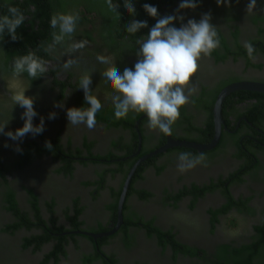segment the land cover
Wrapping results in <instances>:
<instances>
[{
    "label": "flooded vegetation",
    "instance_id": "1",
    "mask_svg": "<svg viewBox=\"0 0 264 264\" xmlns=\"http://www.w3.org/2000/svg\"><path fill=\"white\" fill-rule=\"evenodd\" d=\"M249 2L250 0H227V3L216 5L217 0H199L195 9L179 11L178 14L184 16L185 22L187 19L199 20L202 14L210 13L211 23L216 27L217 33L225 39L229 52L220 45L215 51H219L221 60H217L212 52L210 56H202L198 61V71L186 88L188 102L180 109V118L172 126V139L185 140L181 136L193 134V139L189 142L203 143L199 139L205 138V133L201 135V132H207L210 114L202 105L214 99L211 108V129L214 136L213 107L219 92L235 82L264 83V0H256V6L247 11ZM82 4L85 3L80 4L79 10H82ZM179 4L180 2L167 8L166 14H177ZM89 17L92 23L80 29L99 27L104 20L103 15L97 11H92ZM176 26L179 27V23ZM96 34L97 32H94L93 36L98 41L100 38ZM254 41L256 44L253 45ZM249 43L254 48L251 57L245 47ZM99 45L103 50L95 45V49H98L96 53L91 52V49L75 50V54L71 56L75 63L67 69L75 74L73 79L66 78L67 70L63 68V64L67 59L57 61L53 69L58 68V80L66 83V89L60 99V90L53 82L54 76L48 72L43 81L34 85L29 86L24 80V84L19 83V86L29 87L26 95L35 98L34 107L39 115L33 123L38 124L40 117H43L45 130L42 135L58 138L64 152L59 159L48 154L36 158L25 168L14 171L12 175L6 174V185L0 182V264H41L54 245L51 240L42 244L38 250L25 245V237L41 233L40 229L34 227L19 225L15 229H5L7 224L19 221L17 215L6 208L8 206L4 196L8 191L13 193L20 211L25 212L31 220H34L32 202L35 201L47 223L52 219L58 226H63L60 234L67 239L66 254L59 255L57 261L49 258L45 264H83L85 257H94L95 252H100L104 257L113 255L117 264H206V260L218 256L222 246L238 247L248 243L250 235L255 233L254 225L261 219L264 208V168L261 166L264 165V138L261 140L262 136L264 137V103L258 104L257 97L253 95L263 92L242 89L228 93L221 104L220 135L217 144L202 151L183 147L190 150L186 153L196 157L203 156L200 163L183 172L178 170L180 152L172 150L179 146L146 156L163 146L167 142V135L163 139L158 129L148 127V121H144L146 115H141L133 126L138 135V142L131 156L135 157L140 152L142 154L124 175L123 171H119L118 167L110 162L111 160L106 164L107 160L102 156L108 155L109 152L124 154L125 152L120 150L122 144L134 145L133 130L124 125L107 126L103 122H97L96 127L91 130L86 126L73 127L68 125L66 118L68 108L81 107L76 103V96L79 98L82 90H72L68 83L69 81L75 85L78 75H91L92 94L100 100L102 108L113 106V90L104 83L103 66L96 59L98 55L109 57L111 60L116 57V61L121 59L122 71L125 67H133L138 60L137 55L129 54L125 43L120 46V57L103 46L102 42H99ZM128 45L131 44L128 42ZM12 79H15L13 75L0 73V122L10 120L7 117L3 120L1 117L4 107L10 112V116L20 117L23 111L18 106L12 109L9 91L6 93L3 89L4 86L6 90H9L10 85L16 86ZM51 112L56 113L53 120L48 119ZM133 114L135 116L136 112H130L128 116ZM187 118L189 124L183 122ZM22 125L23 121L20 119L17 125L11 126L9 123L5 131H15ZM254 130L262 133V136L254 137ZM195 139L198 140L195 142ZM40 140L39 135H28L20 142V147L23 151L27 143H39ZM86 142L91 145L85 147ZM112 142H115L113 147ZM6 144L10 148L5 147ZM15 149L16 142L6 136H0L2 163L11 164L16 161L22 151ZM65 159L72 161L70 165L73 170L70 173L63 169ZM146 161L140 177H134L135 170ZM253 162L259 163L256 170L251 166ZM34 167L38 168L32 170ZM39 170L43 172L39 173ZM44 175L59 178L57 181L48 182L39 180ZM126 180L129 183L125 195L131 192L129 186L132 185L131 189L141 192L144 198L139 197L137 192L126 196L123 206L126 204L127 208L123 210L122 207L121 222L117 224V212L114 214L109 206L115 202V194L120 197ZM224 189H227L237 202L249 198L246 203L249 209L241 211L230 207L228 212H219L228 201L223 193ZM75 206L81 208V212L77 216L78 225L71 229L73 226L66 219V214L75 217ZM214 215L216 220L213 219ZM125 216H130L137 224L124 222ZM232 216L236 227L240 229L234 238H229V233L224 229ZM124 227L127 234L123 232ZM153 228L163 233V241L153 232ZM111 230L113 232H110ZM71 235L75 236V242L71 240ZM92 235L99 236L94 238ZM104 239L107 242L100 246L99 242ZM172 239L180 245L194 249L196 254L191 251L184 253L181 247L178 251L175 250L171 244ZM103 263L101 258H93L87 264Z\"/></svg>",
    "mask_w": 264,
    "mask_h": 264
},
{
    "label": "clouds",
    "instance_id": "2",
    "mask_svg": "<svg viewBox=\"0 0 264 264\" xmlns=\"http://www.w3.org/2000/svg\"><path fill=\"white\" fill-rule=\"evenodd\" d=\"M227 3V0H217V4ZM109 8L119 13L117 8L108 0ZM198 0H181L177 14L161 15L157 6L143 4L144 11L156 19L155 24L143 37L137 53L138 60L133 67H125L123 71L115 66L109 57L98 55L97 62L103 67L104 83L113 90L112 103L114 117L126 119L130 112L143 113L148 120L150 129H158L164 135H171L172 126L180 118V109L188 102L187 86L198 71V61L202 56H210L220 46L216 27L211 23V14H202L199 20L187 19L179 15L183 9H195ZM256 6V0H250L247 11ZM124 10L131 16L136 15L135 0H123ZM79 15L74 12H58L50 17L49 25L52 31V43L45 48L51 52L56 45L62 44L66 39L71 40L79 22ZM25 14L15 6H9L6 15H0V39L8 35L16 40L17 30L24 24ZM179 23V27H177ZM148 28L145 20H132L127 23L126 31L137 34L141 29ZM84 47V42L73 41L68 51H75ZM251 57L254 48L249 43L245 45ZM74 60L69 59L63 64L65 70L70 69ZM49 70V61L29 52L15 58L12 62V75L19 80L26 74L30 80L45 76ZM92 79L90 74L82 75L78 88L83 91L84 105L88 107H71L66 110L68 125L73 127L86 126L94 129L97 118L102 113V105L91 90ZM29 88V87H28ZM28 88L10 85L9 100L12 109H23L20 119L23 125L15 131L5 129L7 122H0V136H6L16 142V151H22L20 142L23 138L32 135H41L45 130V120L40 117V122L33 121L39 115L34 104L35 98L26 95ZM189 91H191L189 89ZM63 107V105H56ZM12 111V110H11ZM56 118V113L48 115L49 120ZM8 145L6 144L5 147ZM51 149V143L46 145ZM178 170L183 172L195 167L203 160V156H193L190 153H180L178 156Z\"/></svg>",
    "mask_w": 264,
    "mask_h": 264
},
{
    "label": "trees",
    "instance_id": "3",
    "mask_svg": "<svg viewBox=\"0 0 264 264\" xmlns=\"http://www.w3.org/2000/svg\"><path fill=\"white\" fill-rule=\"evenodd\" d=\"M199 1V0H198ZM82 10H79V6L81 3ZM178 2H181V0H135V8H136V15L131 16L129 15L123 7V0H112V3L119 11H113L109 8L108 0H0V15H6L8 7L15 6L19 8L26 16V20L24 24L17 30V36L18 38L16 40H12L8 35H5L2 39H0V73L3 72L6 75L12 76V62L15 58L26 55L29 52L34 53L35 55L44 58L47 61H51V64H49V71L48 74L51 76H54V84L59 88L60 93L58 94V99H60L61 96H63V91L66 89V83L61 82L58 80L57 72L59 71L57 69H53V67L56 65L58 60H69L71 59V56L75 54V51L69 52V45L73 42H84V47L80 48L83 51L93 50L91 52H98L95 49V45L100 47L99 49L103 50V47L99 45V42H102L103 46H106V48L113 53L115 52L117 57L121 56V44L125 43L127 50L129 54L137 55L139 51L140 44L138 41L142 42V39L144 36L147 35L149 29L155 24L156 19L150 17L143 9V4L148 3L151 5H155L158 8V11L161 15H167V8H169L171 5H175ZM218 5V4H216ZM222 5V4H221ZM92 11H97L103 15L104 20L102 21V24L99 25V27H92V29H80V27L87 26L88 24L92 23V20L90 19L89 15ZM58 12H74L77 13L80 17L79 22L77 24V28L75 33L73 34L72 41L66 39L62 44L56 45L55 49L51 52H45V48L48 47L49 44L52 43V29L49 25L50 17ZM145 20L148 23V28L141 29L140 32L137 34H129L126 31L127 23L131 22L132 20ZM231 27V26H229ZM94 32H97L96 35H99V40H95V37L93 36ZM218 38L220 40V45H222L223 48H226L227 53L229 52L227 48V44L225 39L218 34ZM128 42L131 45H128ZM252 44H256L255 41L252 42ZM130 46V47H129ZM236 48H240L237 44L235 45ZM79 50V49H78ZM100 51V50H99ZM215 51V50H214ZM215 58L217 60H221L222 57L219 53V51L214 52ZM102 51H100L101 53ZM105 52H102L104 54ZM106 55V53L104 54ZM112 61L115 63V66L122 71V63L120 62L121 59L116 61V57H114ZM73 67V66H72ZM79 68V66H77ZM47 74V73H46ZM45 74V75H46ZM65 74V73H64ZM73 72H70L67 70L66 78L68 80L73 79ZM44 77V76H43ZM43 77L38 78L36 80H30V78L27 77L25 74L23 79L24 81L29 85H34V83H37L39 81H43ZM78 75L77 80H75L76 84L72 85L69 81L68 83L70 86H72V90L75 88L77 89L79 86V78ZM254 97H257L258 104L264 103V93H253ZM215 96V94H214ZM76 103L79 106H83L87 108L88 106L84 105V94L83 91H81V94L79 95V98L76 96ZM212 99L210 102H208L205 105H202V108L209 111L210 119H209V127L207 129V132L202 131L201 135L205 133L204 139H199L200 142L207 143L211 140L213 137L212 134V123H211V108L213 106ZM6 107L2 108L1 117L4 120L6 117L8 111L5 110ZM259 109V108H258ZM12 113V111H11ZM20 113V112H19ZM143 113H136L134 116H128L126 119H116L114 117V107L111 108H102L101 115L98 116L97 122H103L107 124V126H120L124 125L128 127L130 130H133L134 133V145H125L122 144L120 150L125 152L122 155H116L113 152H109L108 155L102 156L103 159H106V164L113 162L112 164H115L116 167H118L119 171H123L124 175L127 174V172L130 170L132 165L136 162L137 158L142 154V152L139 153V155L132 157L131 154L133 153V150L136 149V144L138 142V135L136 130L134 129V123L137 118H139ZM11 120V121H10ZM9 120V123L12 125H17V121L20 120L19 116H13L11 115V119ZM144 121H148L147 117L144 118ZM183 122H186L189 124V118L185 119ZM262 129V127H260ZM193 136V134H190ZM262 136V133H260L257 130H254V137ZM40 136V142L32 141L26 144L24 150L16 157V161H14L11 164H4L1 161V154H0V182L3 184H7L6 174H12L14 171L21 170L25 168L28 164L33 162L36 158H40L43 155H51L53 158H62V154L64 152L61 144L59 143V139H53L51 137L43 136L42 134ZM164 134L162 133V138L164 139ZM191 136H181L182 139H185L187 141H192L193 139ZM262 136V141H263ZM198 139H195L193 141H197ZM47 143H51L52 147L49 149L46 145ZM115 142H112V147L115 145ZM117 143V142H116ZM91 144L86 142L85 147H89ZM257 146V145H256ZM262 149V148H260ZM259 149V150H260ZM174 151H178L180 153L184 152H190V150H187V148L183 147H176L172 149ZM145 153V152H143ZM92 157V156H91ZM100 158V156H98ZM126 157V158H125ZM98 158V159H99ZM123 159V160H122ZM108 160H111L110 162ZM150 161V160H149ZM148 161V162H149ZM65 166L63 169L70 173L73 170L72 161L70 159H65ZM146 162H143L139 165L138 170H135L134 177H140L141 171L144 170L146 166ZM251 166H254V170H256L257 166H259V163L253 162ZM264 168V165H261ZM264 179V178H263ZM237 180V179H236ZM239 180L240 177H239ZM121 187V186H120ZM132 185L129 186V189L131 192L125 195L129 196L132 192H137L138 196L141 198H144L141 195V192H138L134 189H131ZM121 189V188H120ZM207 189V188H206ZM144 193V192H143ZM223 193L227 197V205L222 206V210L219 212L225 213L228 212V209L230 207H236L239 210H245L247 211L248 206L246 205L249 198L245 199V201L237 202L233 199L231 194L228 192L227 189L223 190ZM148 194V193H144ZM5 202L8 207H6L9 211L13 212L14 215H17L18 222H14L13 224H7L6 230H11L18 228L19 225L26 226L28 228L34 227L35 229H40L41 233L37 234H31L30 237H25V245H30L35 248V250H38L41 248L42 244H45L48 241H53L54 245L52 250L49 252V254L44 258L41 264H45L46 261L49 258H53L55 261L59 259V255H65V244L67 242V239L64 235H61L60 233L63 231V226H58L53 222L49 221L48 223L44 220L42 215L39 212V209L35 203V201L32 202V209L34 212V215L32 216L34 220H31L30 217H28L25 212H21L18 203L15 200L13 193L6 192L5 193ZM119 194H115V202L112 203L109 208L116 214L117 212V200H118ZM35 198V197H34ZM127 208L126 204L123 206V210ZM75 210V217L74 216H68L66 214V219L69 221V223L73 226L71 229H75L74 225H78L77 216L81 212V208H78L77 206L74 207ZM51 211V209H50ZM24 214V215H22ZM261 219L257 224L254 225V234L250 235V239L248 243H243L238 247H232L229 245H224L221 247L220 251L218 252V256L214 259H208L206 260V264H264V208L262 210ZM213 219L216 220L215 215L213 216ZM124 222H127L128 224L133 223L134 225L137 224V222H133V219L130 216L124 217ZM154 233L159 236L161 241H163V233L156 228L152 229ZM124 234H127L126 227L123 228ZM71 240L75 242V236H70ZM131 240V239H130ZM130 240H128V245ZM106 239L101 240L99 242V245L101 246L104 244ZM171 244L174 246L175 250H179V247H181L182 251L185 252H193L196 254L194 249H191L188 246L180 245L178 242H176L174 239H172ZM131 245V244H130ZM177 246V247H176ZM205 254L203 256V259H205ZM215 256V254H214ZM91 257H85L83 264H87L88 262L92 261L93 258H101L103 260V264H117V260L113 255H109L104 257L100 252H95L94 257L91 260ZM136 264V263H135ZM138 264V263H137Z\"/></svg>",
    "mask_w": 264,
    "mask_h": 264
},
{
    "label": "water",
    "instance_id": "4",
    "mask_svg": "<svg viewBox=\"0 0 264 264\" xmlns=\"http://www.w3.org/2000/svg\"><path fill=\"white\" fill-rule=\"evenodd\" d=\"M253 90V91H258V92H263L264 93V83H256V82H235L232 83L228 86H226L225 88H223L219 94L216 97L215 103H214V107H213V117H214V122H215V132H214V136L212 138V140L208 143H194V142H189V141H185V140H175L172 139L170 137V135H167V142L159 147L158 149H156L155 151H152L150 154L146 155V156H150L152 154H155L157 152H160L162 150H165L169 147H175V146H179V147H187V148H191V149H195L198 151H202V150H208L213 148L218 140H219V135H220V112H221V104L223 99L225 98V96L235 90ZM145 156V157H146ZM144 157V158H145ZM129 181L126 180V182L123 184V188L118 200V205H117V215H118V223L119 224L121 222V211H122V207H123V203H124V199H125V193H126V188L128 186ZM114 231V229H113ZM112 230L110 232H113ZM108 234V233H106ZM94 238H96L99 235H92Z\"/></svg>",
    "mask_w": 264,
    "mask_h": 264
},
{
    "label": "rangeland",
    "instance_id": "5",
    "mask_svg": "<svg viewBox=\"0 0 264 264\" xmlns=\"http://www.w3.org/2000/svg\"><path fill=\"white\" fill-rule=\"evenodd\" d=\"M24 79H19V80H17V79H12L11 81L12 82H15V84H16V86H19V83L21 82V83H23L24 84V81H23ZM9 85V81L7 82V86ZM3 89L5 90V92L7 93L9 90H6V87L4 86L3 87ZM0 94H2V92H0ZM5 94V93H4ZM6 95V94H5ZM7 112V111H6ZM9 112V111H8ZM8 114H10V112L9 113H7V115H6V117L7 118H9V119H11V116L10 115H8ZM11 145H12V143H11ZM3 147V149H4V155H6L5 153H6V150H5V148H4V145L2 146ZM7 147H9L10 148V146H7ZM8 148V149H9ZM7 152H8V150H7ZM36 168H38V167H34L32 170H34V169H36ZM39 173H42L43 171L42 170H39L38 171ZM12 175V174H11ZM35 178H37V176H35ZM58 176H52V175H44L43 177H40L39 178V180H41V181H43V182H48V181H57L58 180ZM236 222L235 221H233V216L227 221V223H226V226H227V228L226 229H224V231L228 234L229 233V238H234V236H235V234H237L238 232H239V229H240V227L239 228H237L236 227Z\"/></svg>",
    "mask_w": 264,
    "mask_h": 264
}]
</instances>
